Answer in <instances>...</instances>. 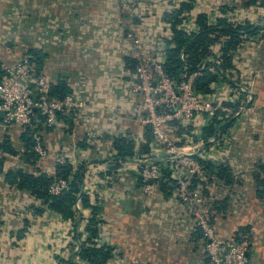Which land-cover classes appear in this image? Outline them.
Returning a JSON list of instances; mask_svg holds the SVG:
<instances>
[{"label":"crops","instance_id":"obj_1","mask_svg":"<svg viewBox=\"0 0 264 264\" xmlns=\"http://www.w3.org/2000/svg\"><path fill=\"white\" fill-rule=\"evenodd\" d=\"M223 5L235 11L230 16L264 24V0H0V56L9 63L29 48L39 50L40 68L51 84L65 82L86 104L80 113H58L55 129L43 126L46 158L24 153L28 146L19 126L0 128V143L8 135L20 152H1L0 264H93L73 257L87 242L113 248L110 264H136V258L142 264L206 263L203 232L195 230L193 217L167 184L150 195L143 193L138 159L150 152L152 140L148 125L137 117L136 62L125 30L134 27L148 43L159 44L172 35L170 14L183 10L178 26L186 28L198 14L211 16ZM258 40L253 38L235 56L252 90L255 110L234 134L220 138L213 160L228 165L239 179L226 211L213 213L215 230L242 238L250 227L263 223L255 226L250 264H264V195L258 193L264 186L259 183L264 178V48ZM212 49L218 52L219 46ZM156 58L165 60L163 52ZM194 129L189 124L178 132L175 125L173 134L188 130L192 135ZM179 144L200 150L192 140ZM58 156L62 163L56 162ZM64 166L71 168L73 178L85 166L83 191L91 206L80 210L81 222L47 206L37 207L44 209L38 212L30 191L6 181L10 169L40 175L58 173ZM92 206L101 207L97 238L86 230Z\"/></svg>","mask_w":264,"mask_h":264},{"label":"built area","instance_id":"obj_2","mask_svg":"<svg viewBox=\"0 0 264 264\" xmlns=\"http://www.w3.org/2000/svg\"><path fill=\"white\" fill-rule=\"evenodd\" d=\"M225 15L219 9L208 16L209 23L217 25L220 18ZM227 18L234 21L247 19L238 16L234 18L230 14H227ZM258 22L263 24L261 21ZM186 29L188 32L198 31L196 20L187 22ZM125 31L126 39L131 43L132 56L137 62L133 86V91L138 97L137 117L142 123L151 126L153 131L150 152L138 159L137 174L143 183V193L146 195L153 193L160 185L164 172L167 171L168 176L163 178L164 182H167L168 188L180 200L186 212L193 217L195 224L203 230L207 260L205 264H250L249 252L256 234V227H252L255 231L253 235L250 232L239 241L219 234L208 218L210 198L202 187H194L195 178H200L204 173L203 160L215 159L216 146L220 140L218 135L204 136V126L211 124L218 112H223L218 115V119L223 120L231 115L237 118L229 135L234 134L244 119L242 117L249 111L255 110L254 101L249 104L254 99L250 85L241 69L238 68L239 63L235 62L236 52L240 48L233 53L235 66L230 70L222 66L214 67L212 62L221 64L222 60L207 56L199 70L190 72L185 67L181 79L176 80L164 67L168 57V40L172 39V35L168 38L162 37L159 44H150L134 27ZM254 37L256 36H247L245 45L249 44ZM226 39L227 37L223 36L220 42L215 43L219 46V51ZM259 40L262 44L263 40L261 38ZM219 51L214 52L212 49L217 56L220 54ZM157 52H163L164 61L156 58ZM206 65L210 71L218 75L211 84V92L202 93L195 87V80L204 74L203 68ZM2 68L4 73L0 78V112L4 114L0 116V128L7 129L13 124L24 131L30 129L33 136V150L43 158L48 157L49 152L44 146L42 134L37 129L40 125L38 113L43 118V126L55 129L60 123L58 113H80L86 107L85 102L71 93L61 98H51V82L46 74L38 72L30 56L15 55L14 60L3 64ZM222 95H225L223 99ZM173 124L181 127H188L190 124L194 125L195 129L192 130V135L185 133L174 136ZM199 124L202 126L200 127ZM182 140L199 143L200 150H193L194 144L188 145L187 147L191 149L187 150L179 144ZM207 143H212L209 148H205ZM160 159H166V164L160 162ZM63 161L61 156L56 157L57 163ZM47 176L50 178L48 189L52 196H61L72 189L74 182L72 176H57V173H48ZM85 183L84 178V185ZM82 207H84L83 204L78 201L76 210L80 212ZM93 216L92 214L90 218ZM93 245L98 246L92 242L85 244V246ZM80 251L81 246L75 250L73 257L77 256L78 259L79 256L80 259H84L80 256ZM135 263L142 264V261L136 258Z\"/></svg>","mask_w":264,"mask_h":264},{"label":"trees","instance_id":"obj_3","mask_svg":"<svg viewBox=\"0 0 264 264\" xmlns=\"http://www.w3.org/2000/svg\"><path fill=\"white\" fill-rule=\"evenodd\" d=\"M259 0H249L250 3H256ZM183 7L190 9L189 4H184ZM221 12L226 14L221 17L217 25H212L209 23V17L205 13H200L197 15L196 23L199 27L198 31L188 32L186 28L178 26L181 21V15L183 10H177L176 12L170 14V17L174 19L172 24V39L168 40L169 48L167 49V59L164 63L166 71L174 77L176 80L181 79V75L184 72V68L190 72H194L203 66L204 60L207 56H210L214 59H221L222 63L217 64L212 62L211 64L218 68L223 67L226 69H231L235 66L233 61V53L238 48L244 47L246 44L247 36H261L262 44L264 45V25H261L259 22H250L249 20L239 21V20H230L227 18V14H231L233 10L229 6L223 5L220 8ZM229 11V12H228ZM235 13V11H233ZM232 18V17H231ZM235 18V16H234ZM223 36L227 37L223 46L221 48L219 56L212 52L211 47L216 43L220 42V38ZM27 55L33 60L36 64L38 72H42L40 68V53L39 50L35 48H29L25 52L21 53L20 56ZM134 59V58H133ZM135 60V59H134ZM264 60V59H263ZM12 62V60L10 61ZM9 62V63H10ZM136 62V60H135ZM5 59L0 56V78L4 73L2 68L5 64ZM137 62L134 64L136 68ZM204 74L198 77L195 80V87L200 90L202 93L211 92V84L217 79V75L214 72L208 69V66L203 68ZM231 82V80L228 78ZM71 93L70 88L65 82H59L58 84H51V98H61L67 94ZM254 99L249 103L252 104ZM224 103L228 104L224 101ZM223 112H218L217 115L213 118L211 124L204 126L203 135L206 137L217 136L221 138L222 136L229 135L231 128L234 126V123L237 121L235 116H229L223 118V120L218 119V115ZM39 124L37 129L42 131L43 127V118L38 113ZM13 125V124H12ZM176 124H173L175 127ZM177 126V125H176ZM148 137L149 141L153 140V131L151 126L148 125ZM173 127V128H174ZM48 128V127H47ZM172 128V133L176 134ZM181 126H177L178 132L181 131ZM188 128V127H187ZM190 128V127H189ZM189 130V129H188ZM188 130L182 132V135L188 133ZM179 134V133H178ZM181 136V135H179ZM22 137L24 138L28 150L24 153L31 154V157L37 158L38 155L33 151V136L31 130H26ZM8 135L6 136V139ZM0 143V165L3 166L5 162V156H1V152H8L12 155H17L18 152L10 141L7 139ZM161 162V161H160ZM204 164V173L200 178H195L194 187H202L204 192L210 198V210L208 212V218L210 223L213 225V213L216 210L226 211L229 203V198H231L232 193L234 192V184L238 182V178L235 173H233L230 167L220 161H206L203 160ZM262 168V166H261ZM263 169V168H262ZM70 167H62L57 173V176L71 177ZM168 176V172H164V177ZM85 178V166H81L74 177V182L72 183V189L61 195V196H52L49 193L50 178L47 174H32L24 171L23 169L13 170L10 169L6 172V181L17 187L20 190H28L31 192L32 197L36 201L35 208L38 212H43V208H37L41 206H47L48 208L64 215L65 217H71L76 219V223L84 218L82 212H79V216L76 214L74 207L76 206L79 198H82V204L84 207H90V201L83 191ZM163 178L160 180V184L164 187L167 182H164ZM259 179V178H258ZM264 180V178H263ZM259 179L260 185H264V181ZM168 186V185H167ZM258 193L264 195V186L258 188ZM94 208V216L90 219L89 226L87 230L92 233L94 238L99 236V220L97 217V212L101 210L100 206H92ZM75 215L78 217L75 218ZM195 230H203L194 225ZM247 236L250 232L253 235L255 232L251 227ZM244 236V237H245ZM204 237V235H203ZM244 237H236L235 240H242ZM79 239L81 236L79 235ZM254 239V238H253ZM253 241V240H252ZM253 245V242H252ZM251 245V247H252ZM80 256L86 260H89L93 264H110V260L113 257V248L108 246H81V251L79 252Z\"/></svg>","mask_w":264,"mask_h":264},{"label":"rangeland","instance_id":"obj_4","mask_svg":"<svg viewBox=\"0 0 264 264\" xmlns=\"http://www.w3.org/2000/svg\"><path fill=\"white\" fill-rule=\"evenodd\" d=\"M262 25H264V24H262ZM255 38H258V37H254V39H255ZM252 41H253V39H252ZM262 46H263V48H264V45H262ZM251 113H252V112L249 111L247 115L243 116V117H242V119L244 118L243 121H244V120L247 118V116H248L249 114H251ZM243 121H242V122H243ZM241 125H242V123H241ZM262 224H263L262 221H259L258 223H256L255 226H256V227H261Z\"/></svg>","mask_w":264,"mask_h":264},{"label":"water","instance_id":"obj_5","mask_svg":"<svg viewBox=\"0 0 264 264\" xmlns=\"http://www.w3.org/2000/svg\"><path fill=\"white\" fill-rule=\"evenodd\" d=\"M3 114H4L3 112H0V116H3Z\"/></svg>","mask_w":264,"mask_h":264}]
</instances>
